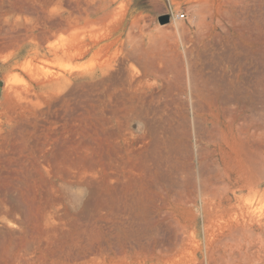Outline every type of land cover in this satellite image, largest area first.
<instances>
[{
	"label": "rangeland",
	"instance_id": "obj_1",
	"mask_svg": "<svg viewBox=\"0 0 264 264\" xmlns=\"http://www.w3.org/2000/svg\"><path fill=\"white\" fill-rule=\"evenodd\" d=\"M0 33V264H264V0H0Z\"/></svg>",
	"mask_w": 264,
	"mask_h": 264
},
{
	"label": "bare ground",
	"instance_id": "obj_2",
	"mask_svg": "<svg viewBox=\"0 0 264 264\" xmlns=\"http://www.w3.org/2000/svg\"><path fill=\"white\" fill-rule=\"evenodd\" d=\"M92 1H94V0H92ZM80 2V1H79ZM56 3H58V2H56ZM75 3V2H74ZM82 3V2H81ZM84 3V2H83ZM94 3V2H93ZM79 4V3H78ZM86 4V3H85ZM96 5H97V3H96ZM36 6V5H35ZM75 6V5H74ZM83 5L81 4V7H82ZM86 6V5H85ZM91 7V6H90ZM90 7H88L87 9H90ZM93 7V6H92ZM39 8V7H38ZM71 8V7H70ZM121 8V7H120ZM119 8V9H120ZM79 9H81V8H79ZM109 9V8H108ZM30 10V9H29ZM91 10V9H90ZM74 11V10H73ZM77 11V10H76ZM82 11V10H81ZM80 11V12H81ZM31 13H32V11H30ZM87 12V11H86ZM92 12H94V11H92ZM105 12V11H104ZM28 13H29V11H28ZM76 13H78V12H76ZM35 14V13H34ZM79 14V13H78ZM81 14H82V12H81ZM103 14V13H102ZM41 15V14H40ZM83 15V14H82ZM107 15V14H106ZM51 16H54V15H51ZM59 17V16H58ZM58 17H56V19L58 18ZM99 17V16H98ZM101 17V16H100ZM58 20V19H57ZM51 21V20H50ZM54 21V20H53ZM61 21V20H60ZM75 21V20H74ZM79 21V20H78ZM89 21V20H88ZM41 22V21H40ZM72 22V21H71ZM76 22H77V18H76ZM90 22V21H89ZM61 23V22H60ZM40 24V23H39ZM49 24V23H48ZM85 24H87V23H84V25ZM62 25V24H61ZM52 26H55V25H52ZM10 27V26H9ZM8 28V27H7ZM66 28V27H65ZM133 28V27H132ZM131 28V29H132ZM42 29V28H41ZM56 31V30H55ZM52 32H53V30H52ZM48 33H51V32H48ZM1 34V33H0ZM4 34V33H3ZM41 35V34H40ZM47 36V35H46ZM29 37V36H28ZM30 39V38H29ZM25 40V39H24ZM18 41V40H17ZM1 45V44H0ZM132 46V45H131ZM135 46H133L132 47V49L134 48ZM135 49V48H134ZM133 49V50H134ZM140 49V48H139ZM132 53V52H131ZM143 55V54H142ZM134 56V55H133ZM169 67V66H168ZM170 69V68H169ZM174 69V68H173ZM168 70V69H167ZM166 70V71H167ZM172 71V70H171ZM172 73V72H171ZM171 75H173V74H171ZM132 85V84H131ZM130 85V86H131ZM195 89V88H194ZM116 110V109H115ZM117 113V112H116ZM230 114V113H229ZM232 116V115H231ZM212 121V120H211ZM213 123V122H212ZM172 130V129H171ZM244 133V132H243ZM198 151V150H197ZM188 155V154H187ZM85 160V159H84ZM219 165V164H218ZM210 166V165H209ZM87 168V167H86ZM85 170V169H84ZM87 170V169H86ZM88 171V170H87ZM206 171V170H205ZM222 175V174H221ZM92 183V182H91ZM225 184H226V182H225ZM223 186V185H222ZM227 186V185H226ZM3 187V186H2ZM222 188V187H221ZM93 189V188H92ZM111 189V188H110ZM55 196V195H54ZM35 201V200H34ZM55 201V200H54ZM55 203V202H54ZM89 203V202H88ZM23 205V204H22ZM86 211V210H85ZM87 212V211H86ZM85 212V213H86ZM82 213V212H81ZM90 220V219H89ZM58 229V228H57ZM147 231V230H146ZM81 234V233H80ZM69 238V237H68ZM92 254V253H91ZM95 254V253H94ZM32 257V256H31ZM18 258V257H17Z\"/></svg>",
	"mask_w": 264,
	"mask_h": 264
},
{
	"label": "water",
	"instance_id": "obj_3",
	"mask_svg": "<svg viewBox=\"0 0 264 264\" xmlns=\"http://www.w3.org/2000/svg\"><path fill=\"white\" fill-rule=\"evenodd\" d=\"M170 17H171L170 13L165 12V13L159 14L157 16V21L159 24H165V23L170 21ZM0 84H1V82H0Z\"/></svg>",
	"mask_w": 264,
	"mask_h": 264
},
{
	"label": "built area",
	"instance_id": "obj_4",
	"mask_svg": "<svg viewBox=\"0 0 264 264\" xmlns=\"http://www.w3.org/2000/svg\"><path fill=\"white\" fill-rule=\"evenodd\" d=\"M171 17L176 19H182L185 17V14L183 12H176L174 15L171 14Z\"/></svg>",
	"mask_w": 264,
	"mask_h": 264
}]
</instances>
